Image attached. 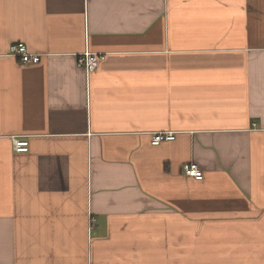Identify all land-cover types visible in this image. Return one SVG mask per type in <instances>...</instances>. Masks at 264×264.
<instances>
[{
  "label": "crops",
  "instance_id": "crops-1",
  "mask_svg": "<svg viewBox=\"0 0 264 264\" xmlns=\"http://www.w3.org/2000/svg\"><path fill=\"white\" fill-rule=\"evenodd\" d=\"M0 264H264V0H0Z\"/></svg>",
  "mask_w": 264,
  "mask_h": 264
},
{
  "label": "built area",
  "instance_id": "built-area-1",
  "mask_svg": "<svg viewBox=\"0 0 264 264\" xmlns=\"http://www.w3.org/2000/svg\"><path fill=\"white\" fill-rule=\"evenodd\" d=\"M9 53L20 58L24 64L36 63L39 60L38 54L29 53L23 43H16L10 46ZM104 58L103 53L85 51L77 58V65L85 69L86 72L94 71L99 62ZM175 137L173 131L157 132L152 137V144H158L162 140H172ZM13 150L15 152H25L28 149L27 140L22 138H14L12 140ZM185 175L194 177L195 179L202 178V171L194 163H185L183 165Z\"/></svg>",
  "mask_w": 264,
  "mask_h": 264
}]
</instances>
